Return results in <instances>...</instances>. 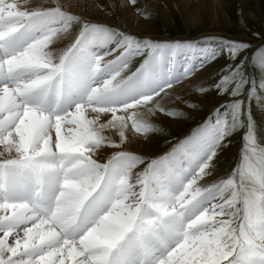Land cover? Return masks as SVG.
Masks as SVG:
<instances>
[{
  "label": "clouds",
  "instance_id": "obj_1",
  "mask_svg": "<svg viewBox=\"0 0 264 264\" xmlns=\"http://www.w3.org/2000/svg\"><path fill=\"white\" fill-rule=\"evenodd\" d=\"M71 17L24 20L26 38L0 61V170L15 173L24 193L10 221L0 210L9 229L0 241L19 228L18 247L71 246L82 264H114L118 255L122 264H264V143L251 115L237 165L205 179L224 141L245 128L242 102L229 105L231 120L228 110L211 126L206 157L185 180L164 157L130 145L150 142L164 132L159 117L176 115L168 102L193 73L191 50L97 23L56 47ZM179 56L189 61L183 72Z\"/></svg>",
  "mask_w": 264,
  "mask_h": 264
},
{
  "label": "rangeland",
  "instance_id": "obj_2",
  "mask_svg": "<svg viewBox=\"0 0 264 264\" xmlns=\"http://www.w3.org/2000/svg\"><path fill=\"white\" fill-rule=\"evenodd\" d=\"M211 1L213 4H216L221 11L222 16L220 17H224L227 21V26L222 29H208L209 24H211L210 18L208 16H204L203 20L198 22V24L196 22H193V25H189L185 20L186 17L184 13L192 12L191 10L192 8L194 9L195 4L190 3L186 7H180V5H178V3L180 4V2H176V0H156L155 4L144 2L141 0H135V3L133 4L132 0H129V3L131 5L130 7L137 14L138 18H140L139 20L141 21V23L144 22L147 24H151L152 26V30L144 32L146 35H143V33L141 34L139 32L129 31L124 20L120 18L121 16L116 10L113 1L111 0H109V2H105L104 0L102 2L101 0L100 7L103 14L100 15H103V18L105 17L112 22L105 20L101 21L103 20L101 18V20H99L98 18L96 21H92V19L86 15L71 13L65 9L61 10L63 12H67V14L69 15L78 18L71 21V27L69 29V33L71 35H78L84 24L97 23L107 26L118 32H122L126 35L135 36L138 39L147 38L162 44L178 42L181 44L200 43L202 45V39L204 37H223L228 41L240 42L248 45L247 48L237 50L235 59H233V53L226 49L225 44L222 41H212L210 48H216L218 54L217 56H213L211 59L205 61L204 63L205 66H208L205 74H207V72L214 71L215 74L212 75L213 80H211L210 82L208 80V84L202 85L201 88H198L197 90L199 93L208 92V94L206 95L204 100H201L197 97L186 98L180 105V109L170 107L176 112V115L174 116L175 118L184 117L185 112L183 109L187 108V113H189L194 118V126L192 125V128H189V130L186 132L184 131V135L181 137H178V135L175 134L168 135V132H166L165 130L163 133L156 132V134L160 133L161 135H163L161 137L163 140L160 147H164L161 149L159 154H157L153 158L164 157L167 153H169L166 156L167 158L171 155H175L179 150H182L184 152H182L181 154H178L180 153L178 152L175 155V159L171 162L174 164H177L179 162L180 165H185L186 161L184 159L189 157L190 151V149H188L189 147L186 146L190 144L191 140L199 141L202 136H205L207 134L205 128H200L204 124L205 120H208L209 122L212 118H214V115L220 118L221 114L225 113L228 110V119L231 120V110L229 109V105L235 103L236 101L242 102L240 119L244 122L245 125V128L240 129L239 131L246 130L248 124L247 116L250 114L255 122L256 133L260 138L261 143H264V141L261 139L260 131L257 129L258 112L256 111V105L259 100L258 96H264V2H262V0ZM244 2L247 3V5L249 4L251 8H257V11H255V15L246 13L244 9ZM64 4L70 8V5L68 3L65 2ZM41 5L44 8L47 5H53L52 7L56 8L54 4H50V2H48L47 0L44 1ZM62 6L64 5L62 4ZM43 7H40L39 9H43ZM162 12L165 14V16L162 14ZM199 24H203L204 27L202 29L193 28L194 25L197 26ZM25 38V33L18 34V36L14 40V44L12 45H14V47L19 45L24 41ZM74 40L75 36L72 37L70 43L74 42ZM101 52L103 51L101 50ZM141 59H143V57L136 58L137 64ZM215 60H217L218 62L214 65H210ZM241 61H243V63H241ZM238 65L239 69H237ZM212 68H214V71H211ZM234 72H236L237 75L233 76L232 74ZM240 73H242L243 75H240ZM224 76L231 77L230 81L226 84H220L219 88L216 87V85L220 83L221 79ZM244 81H246V83H243L242 90L238 95L233 96L232 91L236 87V84ZM222 88H226L227 90L220 94ZM250 93H252L253 95H250ZM209 97L210 100L211 98H213L216 102H210ZM184 105L185 107L182 108V106ZM210 106H213L215 108L214 112L212 113L209 112L211 108ZM216 109H219V111L216 112ZM182 121L185 123L187 121L186 117L182 118ZM179 122L181 123V121ZM158 124L162 125L159 122ZM229 139L232 140V138ZM224 144H228V146L224 147L222 144L221 149L218 150L217 156L211 163L213 164L214 162H216V165L213 164L215 165V170L220 167H225V171H230L229 173H231L232 169L238 163L239 154L234 155L229 151L231 143H228V140L224 141ZM186 149H188L189 151H186ZM149 159L151 158L149 157ZM227 174H225L224 177H226Z\"/></svg>",
  "mask_w": 264,
  "mask_h": 264
},
{
  "label": "bare ground",
  "instance_id": "obj_3",
  "mask_svg": "<svg viewBox=\"0 0 264 264\" xmlns=\"http://www.w3.org/2000/svg\"><path fill=\"white\" fill-rule=\"evenodd\" d=\"M44 1H46V0H30V4L25 5L22 3V0H9V2L17 3L19 10H22V11L28 10L29 8L39 9L40 7H43L41 4ZM47 1L50 2V4H54L55 7L59 6L60 10L65 9L71 13L86 15L89 18H91L92 21H96L99 18V20L103 19L101 21L105 20V21L112 22L111 20H109L105 17L103 18V15H100V14H103V12H101V7H100L101 0L100 1L58 0V3H57V0H47ZM104 1L109 2V0H104ZM111 1H113V4L115 5L116 10L119 12V14L121 16L120 18L124 20L126 27L129 31L139 32L141 34L143 33V35H146L144 33L145 31L152 30L151 24H147L144 22L141 23V21L139 20L140 18H138L137 14L130 7L131 5L129 3V0H111ZM141 1L152 3V4H155V2H156V0H141ZM65 2L70 5V8L64 4ZM102 2H103V0H102ZM176 2H180V4L178 3V5H180V7H186L190 3L195 4L194 9L192 8V10H191L192 12L184 13L185 17H186L185 20L189 25H193V22H196L198 24V22L203 20L204 16H208L210 18V21H211V24H209L208 29H222V28L227 26L226 19L224 17L223 18L220 17V16H222L221 11L219 10V8L217 7L216 4L212 3L211 0H180V1L176 0ZM262 2H264V0H262ZM62 4L64 6H62ZM52 6L47 5V6H45V8L43 7V9H40V10H44V9H48V8H54ZM244 6H245L244 9H245L246 13L251 14V15H255V11H257L256 7L251 8L249 6V4L247 5V3H245V2H244ZM162 14L165 16V14L163 12H162ZM196 23H195V25H196ZM195 25L193 27L195 29H199V28L202 29L204 27L203 24H199L197 26H195ZM206 25H207V23H206ZM73 36L76 37V34L67 35V37L63 41L57 42L56 47H59V48L65 47L67 44L70 43ZM13 44H14V42H13ZM11 47H14V45H11ZM101 50L105 51V49H101ZM217 54H218L217 49L213 47V48H210V51L207 54L202 55V54L198 53L192 57L190 63H191V68H192L193 73L189 77L182 80V82L180 84L175 85L176 95L168 102L169 107L180 109L179 108L180 105L188 97H197L201 100H204V98L206 97L208 92L199 93L197 90H198V88H201L202 85L208 84L207 83L208 80H209V82L211 80H213L212 75L215 74L214 68H212V70H211L214 72H207V74H205V71H206L208 66H205L204 62L208 61L213 56H217ZM178 60L180 61L179 71L183 72L184 66L187 63H189V61H188L187 57H185V56H179ZM217 60H215L210 65L216 64L218 62ZM176 97H179V99H177ZM258 97H259V100H258L257 105H256V107H257L256 111L258 112L257 129L260 131L261 139L264 141V96L259 95ZM73 98H75V97H73ZM209 100H210V97H209ZM211 101L213 103L216 102L215 99H213V98H211L210 102ZM184 107H185V105L182 106V108H184ZM210 107L211 108H210L209 112L210 113L214 112L215 108L213 106H210ZM183 110L185 112L184 117H186V120H187L185 123L182 121V118H184V117L180 116L181 118H175V117L169 118L168 116H164V115L160 116L156 122L157 123L159 122L163 125L164 130L166 132H168V135L175 134V135H178V137H181L184 135V131L186 132L189 130V128H192L194 126V123H193L194 118L189 113H187V108H185ZM209 112H206V113H209ZM217 119H219V117L214 115V118H212L208 122V125L205 126L207 134L205 136H202L199 139V141L191 140L190 144L188 146H186V147H189L188 149H190V151L188 149H186V151H189V157L184 159L186 161V164L180 165L179 162L177 164H174L171 161H169L168 162V169L169 170L175 171L177 173H183V178L185 180L189 177L188 172H185L184 170L190 169V166L194 165V162H192L190 160V156L193 154H196L199 156L200 160H203L206 157V148H207V144H208L209 139H210V128H211V126H214L216 124ZM179 121H181V123ZM242 133H243V131H239L232 137L233 142L230 144L229 151L232 152V154H234V155L239 154V149H240V146L242 145ZM162 136L163 135H161L160 133L159 134H156V132L152 133L150 142L136 143L135 141H133V143L130 145V147L135 152H138L140 154H143V155L149 156L150 158H153L157 154H159L161 149L164 147V146L160 147L162 140H163L161 138ZM178 152H180V153H178ZM178 152H176V154L177 153L181 154L184 151L179 150ZM168 154L169 153H167L164 157L166 158V156ZM181 161H183V160H181ZM213 164L216 165V162H214ZM162 171H163V169H162ZM229 172L230 171H225V167H220L213 172L212 177H206L205 179H208V180L218 179V178L224 177V175L229 173ZM13 195H15L17 198H20L21 196L24 195V193L20 190V191L14 193ZM0 235H2V234H0ZM21 235H22V233H21ZM9 243H13L12 237H9ZM154 251L156 252L157 255H159V254L163 253L164 248L158 247Z\"/></svg>",
  "mask_w": 264,
  "mask_h": 264
},
{
  "label": "snow or ice",
  "instance_id": "obj_4",
  "mask_svg": "<svg viewBox=\"0 0 264 264\" xmlns=\"http://www.w3.org/2000/svg\"><path fill=\"white\" fill-rule=\"evenodd\" d=\"M135 3V0H132ZM60 16L70 17L69 14L58 9L49 10H37L33 13H27L19 10L17 3L9 2V0H0V61H2L10 52L13 47L15 38L19 34V25L24 20H29L35 23L38 20L46 18H58ZM78 19L77 17H71L68 22ZM30 25H25L28 28ZM220 40L225 44V47L230 52L237 51L239 49L247 48L248 45L240 42L228 41L223 37H204L202 39V45L196 44H181L191 51L189 56L193 57L196 54H207L210 51V45L212 41ZM82 43V41H81ZM178 45V46H180ZM79 47V45H78ZM4 68L0 65V84L6 83L7 80L4 77ZM250 95H253L250 93ZM250 115V114H249ZM175 159V155H171L164 158L167 162ZM190 160L194 162L190 169L184 170L188 172L189 176L194 175L199 163L203 161L199 159V156L193 154L190 156ZM173 174L177 173L170 170ZM183 174V173H181ZM0 210L5 214V221H10L12 217L9 212H14L16 208L23 203L20 198H17L14 193L21 190L20 178L13 172H5L0 170ZM162 222V221H161ZM8 227L4 224H0V237H4ZM19 228L16 232L10 233L5 237L7 243L4 244L0 241V264H82L81 252L72 248L71 246H46L41 245L38 248H25L18 247L17 235ZM9 237L13 238V243H9Z\"/></svg>",
  "mask_w": 264,
  "mask_h": 264
}]
</instances>
